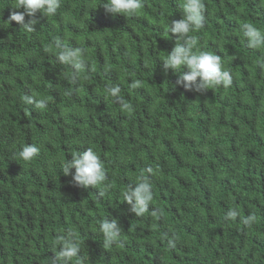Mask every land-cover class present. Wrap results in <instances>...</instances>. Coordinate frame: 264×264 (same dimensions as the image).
Returning <instances> with one entry per match:
<instances>
[{
  "label": "trees",
  "instance_id": "16d2710c",
  "mask_svg": "<svg viewBox=\"0 0 264 264\" xmlns=\"http://www.w3.org/2000/svg\"><path fill=\"white\" fill-rule=\"evenodd\" d=\"M105 2L61 0L27 32L9 19L18 0H0V264H51L69 229L80 245L70 264H264V46L248 47L242 28L264 32V0H203L193 49L218 55L232 83L201 91L162 67L182 0H142L128 18ZM64 47L81 50V69L59 61ZM26 145L40 149L31 161ZM86 148L107 191L62 172ZM142 177L152 201L136 216L122 193ZM105 219L121 226L110 247Z\"/></svg>",
  "mask_w": 264,
  "mask_h": 264
},
{
  "label": "clouds",
  "instance_id": "9594fccd",
  "mask_svg": "<svg viewBox=\"0 0 264 264\" xmlns=\"http://www.w3.org/2000/svg\"><path fill=\"white\" fill-rule=\"evenodd\" d=\"M61 6V0H18L16 9L22 11H10V21L20 24L27 32L35 31L39 12L43 16H54ZM142 0H106L103 4L105 11L113 16L120 14L128 18L138 14L142 8ZM181 9L183 18L172 20L169 25L171 34L176 37L175 47L168 53L166 59L162 61V67L167 74L169 70L176 73L178 78L176 83L189 90H206L215 86L228 87L232 83V76L229 71L223 68L221 58L211 52L194 51L195 38L190 33L203 28L205 20V6L203 0H182ZM26 17H28L26 21ZM243 35L247 38L248 47L258 49L264 46V32L251 24L242 25ZM59 47V45H58ZM59 61L71 64L79 70L84 65L81 50L64 47L59 53ZM187 69V71H183ZM77 72L74 75H78ZM136 87V84H133ZM108 94L119 97L120 87L114 86L107 89ZM28 103H35L38 108L46 106L45 101H34L31 96H26ZM123 108L131 111V106L123 103ZM40 152L36 145H26L19 152L20 158L24 161L33 160ZM74 169V172L72 171ZM64 175H71L72 180L85 189L103 185V191H107L110 185L105 184L106 173L100 156L92 149L76 151L67 159L62 166ZM151 184L147 178H141L140 182L129 185L123 191L124 201L131 205L130 211L136 216L143 215L149 208L152 201ZM238 213L230 210L226 214V219H235ZM254 216H249L244 220L245 224L254 220ZM100 231L105 240V246L118 242L121 233V226L116 219H105L100 223ZM56 243L60 245L58 252L52 255L51 264H70L79 257L80 245L74 231L67 230L64 235H60Z\"/></svg>",
  "mask_w": 264,
  "mask_h": 264
}]
</instances>
